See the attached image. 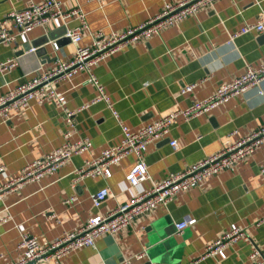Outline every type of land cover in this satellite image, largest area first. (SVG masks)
<instances>
[{
  "label": "crops",
  "instance_id": "1",
  "mask_svg": "<svg viewBox=\"0 0 264 264\" xmlns=\"http://www.w3.org/2000/svg\"><path fill=\"white\" fill-rule=\"evenodd\" d=\"M42 0H0V19ZM64 8L79 6L87 27L80 44L89 45L92 34L108 35L134 27L153 17L166 1L178 0H58ZM264 14V0H215L194 15L183 18L148 39H138L92 65V72L103 85L116 110L115 118L103 101L91 102L96 95L87 73L78 71L57 84L65 106L76 111L77 134L91 140L88 150L72 155L56 169L15 182L0 195V264H11L23 256L20 235L28 232L40 245L64 230L84 223L92 213L106 214L117 204L145 191L153 181L169 172L180 171L206 155L216 153L227 138L242 137L264 125V78L243 92L229 96L210 110L184 121L179 118L162 138L150 142L143 153L149 178L131 184L125 174L137 161L134 154L110 163L109 176L74 179V169L84 160L96 157L120 143L119 123L135 131L146 123L210 96L216 87L240 75L247 65L264 61V33L254 31L230 39L246 23ZM51 19L10 43L0 42V62L11 59L15 65L0 71V95L50 67L56 59H69L74 45L65 30L77 24ZM7 28L15 32L10 23ZM64 30V32L62 31ZM51 35V36H50ZM48 37L46 51L25 48ZM51 40L58 42V49ZM201 80H204L201 82ZM197 85L187 93L181 88ZM88 106L79 109L83 104ZM66 129L61 108L52 101H31L28 108L10 119L0 118V185L9 183L29 162L49 154L63 142ZM168 139L170 141H168ZM171 141H176L174 149ZM264 144L232 166L219 169L195 186L181 189L165 204L159 203L137 215L130 225L106 232L94 246H81L49 264H249L250 254L264 253ZM107 185L110 193L94 207L91 193ZM74 198L65 202L64 199ZM187 217L195 221L177 232L175 222ZM232 226H241L246 237L224 246L223 254L205 253L206 245ZM160 241L158 246L155 243ZM144 251L140 257L135 254ZM30 264V263H29Z\"/></svg>",
  "mask_w": 264,
  "mask_h": 264
},
{
  "label": "built area",
  "instance_id": "2",
  "mask_svg": "<svg viewBox=\"0 0 264 264\" xmlns=\"http://www.w3.org/2000/svg\"><path fill=\"white\" fill-rule=\"evenodd\" d=\"M99 4H104L107 0H96ZM120 1V0H114ZM215 0H178L175 2L166 1L160 10L151 18L121 32H112L103 35L100 32L92 34V41L89 45H81L83 30L87 27L85 14L79 6L64 8L58 0H42L37 3H30L27 7L19 10H11L0 19V42L10 43L16 35L26 34L37 26H44L54 18H60L64 22L76 19L77 24L65 30V37L74 45L75 49L69 59H56L47 69L38 68L34 75L23 80L14 88L0 95V118L2 121L10 119L28 108L31 101L42 103L52 101L61 108L64 115L66 129L63 132V142L60 146L52 150L49 154L37 158L26 164L19 175L14 177L9 183L0 185V195L15 182H19L28 177H36L41 173L56 169L64 162L68 161L72 155L80 154L88 150L91 140L88 137H78L74 141L70 138L77 134L78 122L75 118L76 111L65 106V97L57 91V84L63 79L70 78L78 71L87 73V81L91 83L96 95L91 102L103 101L116 118V110L105 93L101 85L92 72V65L105 56L116 52L131 42L138 39H148L158 34L164 28L175 25L187 16L194 15L200 8L211 5ZM11 24L14 33L7 25ZM254 31L264 33V14L251 23L244 24L239 30L230 34V39ZM52 47L57 50L58 43L50 41ZM30 48L29 51H34ZM15 65V61L8 59L0 62V71L6 72ZM264 78V61L254 67L247 65L244 71L227 82L221 83L214 92L202 100L193 102L187 108L172 110L140 127L135 131H130L125 125L119 123L122 131V139L119 144L105 148L100 155L89 158L74 169V179H82L87 176L105 175L109 176L111 170L110 163L120 160L123 155L134 154L137 161L125 174V178L133 185L139 181L149 178L147 165L143 160V153L147 145L169 133L170 128L181 118L184 121L200 113L206 112L215 105L221 103L229 96L243 92L247 87L258 84ZM204 80H201V82ZM197 83H192L181 88L182 93L190 92ZM88 103L83 104L79 109L86 108ZM236 133L232 131L222 142L219 150L211 155H206L194 161L180 171L169 172L162 180L153 181L148 189L136 192L129 200L117 204L106 214L92 213L80 226L64 230L62 233L48 241L45 245H40L37 237L28 232L20 235L19 246L22 247V258L11 264H49V259L58 261L64 254L72 249L81 246H94L95 239L103 233L113 232L117 229L130 225L131 221L142 213L154 208L159 203H166L177 191L195 186L205 177L215 174L219 169L232 166L237 160L252 154L264 144V125L259 126L252 132L238 137L230 138ZM170 145L176 149L178 144L171 141ZM0 165V169H1ZM264 169V167H263ZM110 193L107 185L93 191L90 195L94 207H99L105 197ZM73 195L64 199L69 202ZM6 213L0 217V221L10 218L7 207ZM194 217H187L175 222L177 232H181L184 227L193 223ZM247 234L241 226H232L223 231L218 237L206 245L205 253L216 252L223 254L224 246L239 237H246ZM144 251L135 254L140 257ZM254 250L250 254L249 264H264V253ZM127 258L117 264H126ZM159 264V263H152Z\"/></svg>",
  "mask_w": 264,
  "mask_h": 264
},
{
  "label": "water",
  "instance_id": "3",
  "mask_svg": "<svg viewBox=\"0 0 264 264\" xmlns=\"http://www.w3.org/2000/svg\"><path fill=\"white\" fill-rule=\"evenodd\" d=\"M62 31L64 32V30H62ZM50 36H51V35H50ZM262 36H264V35H262ZM63 40L69 41V39H68L67 37H65ZM48 41H49L48 37L45 36L44 38H42V42H40V43H38V44H33V43L31 42V43H29L27 46H25V48L28 50V49H30L31 47H38L39 49H42L43 52L45 53V51H46L45 44H46ZM57 43H58V42H57ZM168 141H170V140L168 139ZM159 243H160V241H157V242L155 243V246L157 247Z\"/></svg>",
  "mask_w": 264,
  "mask_h": 264
}]
</instances>
